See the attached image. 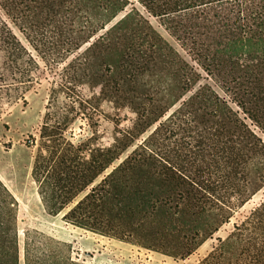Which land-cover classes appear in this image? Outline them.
Listing matches in <instances>:
<instances>
[{"label": "trees", "instance_id": "1", "mask_svg": "<svg viewBox=\"0 0 264 264\" xmlns=\"http://www.w3.org/2000/svg\"><path fill=\"white\" fill-rule=\"evenodd\" d=\"M135 1L264 135V0ZM130 6L0 0L4 17L46 67L65 66L46 107L32 178L48 213L63 214L67 224L185 260L264 189V142L210 85L200 86L198 70L136 8L108 29ZM40 70L0 15V116L25 100ZM79 86L93 94L80 112L69 94ZM103 103L130 109L134 125L107 145L94 136L70 142L77 117L88 120L87 111ZM17 214L0 180V264H20ZM36 235H27L25 264H85ZM201 264H264V200Z\"/></svg>", "mask_w": 264, "mask_h": 264}, {"label": "rangeland", "instance_id": "2", "mask_svg": "<svg viewBox=\"0 0 264 264\" xmlns=\"http://www.w3.org/2000/svg\"><path fill=\"white\" fill-rule=\"evenodd\" d=\"M132 6L128 7L124 14H121L109 27L122 20L127 13L134 7L151 26L166 40L180 56L194 66L201 75L200 86L210 85L214 91L230 107L239 112L240 117L245 123L255 131L263 140L264 135L242 110L233 103L230 95L220 86L216 85L200 67L193 62L187 53L169 36L160 25L159 21L150 16L146 10L135 0H131ZM2 18L10 24L22 43L32 52L40 65V79L33 89L25 96L24 101H20L13 106H5L0 116V180L11 192L18 204L17 230L19 236L20 264H25V244L27 235L30 234L31 240H39L36 233L47 237L56 242L50 248H64V255L70 253L71 257L85 264H201L203 259L217 247L219 240H225L232 232L237 219L256 208L264 200V189L256 194L231 220L224 225L214 237L205 242L194 254L185 260L146 250L141 247L133 246L118 240L106 238L67 224L63 220V214L53 216L48 213L39 195L38 186L32 178V165L36 151V144L43 119L46 114V107L50 98L51 91L61 83V71L64 65L46 67V65L31 50L24 37L18 32L10 20L0 11ZM101 35V34H100ZM87 45L83 48V52ZM77 55L72 56L68 63ZM75 91L69 92L72 100L76 101L75 107L79 111V104L88 107L85 101L92 98L93 94L86 86H79ZM198 87H196L197 89ZM66 95L62 96L65 100ZM187 98V97H186ZM74 102V101H73ZM176 105L169 114L162 120L169 117L177 108ZM80 112V111H79ZM89 112V113H88ZM88 120L83 115L77 117L74 124L66 133L67 139L79 144L86 139L95 137L100 145L112 143L116 132L131 128L136 119L135 114L130 109H114L113 104L103 103L96 110L87 111ZM157 127H153L146 133L141 140H144ZM97 133L94 134L93 131ZM35 141V143L33 142ZM140 142V141H139ZM136 145H138V143ZM135 147L129 149L124 154L122 160L126 158ZM59 244V245H58ZM66 248V250H65ZM69 248V249H68Z\"/></svg>", "mask_w": 264, "mask_h": 264}]
</instances>
